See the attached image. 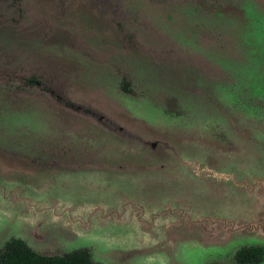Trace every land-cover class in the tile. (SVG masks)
<instances>
[{
	"label": "rangeland",
	"instance_id": "374dc122",
	"mask_svg": "<svg viewBox=\"0 0 264 264\" xmlns=\"http://www.w3.org/2000/svg\"><path fill=\"white\" fill-rule=\"evenodd\" d=\"M13 237L103 264L264 247V0H0Z\"/></svg>",
	"mask_w": 264,
	"mask_h": 264
},
{
	"label": "trees",
	"instance_id": "16d2710c",
	"mask_svg": "<svg viewBox=\"0 0 264 264\" xmlns=\"http://www.w3.org/2000/svg\"><path fill=\"white\" fill-rule=\"evenodd\" d=\"M124 90L129 91L126 85ZM264 247L245 245L239 247L234 255L235 261L241 264H254L262 260ZM0 264H103L91 259L86 248H76L60 255L41 254L32 249L23 239L13 237L0 249ZM208 264H219L210 262Z\"/></svg>",
	"mask_w": 264,
	"mask_h": 264
}]
</instances>
